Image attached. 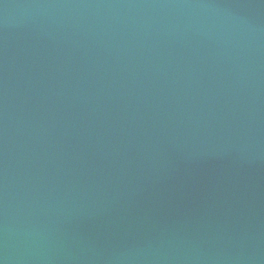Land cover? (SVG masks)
Segmentation results:
<instances>
[{
	"label": "water",
	"instance_id": "95a60500",
	"mask_svg": "<svg viewBox=\"0 0 264 264\" xmlns=\"http://www.w3.org/2000/svg\"><path fill=\"white\" fill-rule=\"evenodd\" d=\"M0 264H264V0H0Z\"/></svg>",
	"mask_w": 264,
	"mask_h": 264
}]
</instances>
